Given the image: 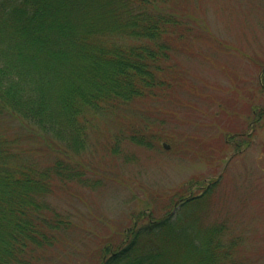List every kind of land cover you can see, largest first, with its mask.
<instances>
[{"label":"rangeland","instance_id":"374dc122","mask_svg":"<svg viewBox=\"0 0 264 264\" xmlns=\"http://www.w3.org/2000/svg\"><path fill=\"white\" fill-rule=\"evenodd\" d=\"M165 6L182 21L169 38V86L94 118L85 149L72 153L81 175L55 181L48 196L72 227L35 264H99L103 244L121 241L138 213L170 211L176 218V193L198 196L209 187L194 206L203 226H224L220 237L234 243L238 264H264V117L254 130L251 124L253 109L264 106L258 83L264 0H166ZM132 129L152 134V144L130 140ZM35 132L20 142L30 156L48 164L63 154ZM249 132L251 142L238 147Z\"/></svg>","mask_w":264,"mask_h":264},{"label":"trees","instance_id":"16d2710c","mask_svg":"<svg viewBox=\"0 0 264 264\" xmlns=\"http://www.w3.org/2000/svg\"><path fill=\"white\" fill-rule=\"evenodd\" d=\"M165 4L0 0V264H35L72 227L48 196L55 181L81 175L73 154L85 149L94 118L169 86V38L182 21ZM258 83L264 91V65ZM253 110L252 130L264 117V106ZM12 123L19 129L11 130ZM35 131L63 154L48 164L30 156L20 142ZM125 136L138 144L153 142L143 130ZM251 136L238 147L248 145ZM211 188L198 196L176 193L174 205L181 210L176 218L170 211L162 217L138 213L121 241L103 244L99 264H238L234 243L220 237L224 226H203L194 208Z\"/></svg>","mask_w":264,"mask_h":264},{"label":"water","instance_id":"95a60500","mask_svg":"<svg viewBox=\"0 0 264 264\" xmlns=\"http://www.w3.org/2000/svg\"><path fill=\"white\" fill-rule=\"evenodd\" d=\"M165 146H166V147H168V145H167V144H165Z\"/></svg>","mask_w":264,"mask_h":264}]
</instances>
